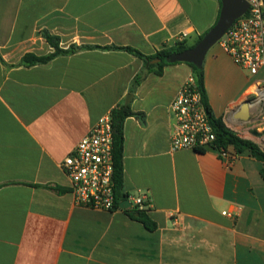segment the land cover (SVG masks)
<instances>
[{"label": "crops", "instance_id": "0c3cea01", "mask_svg": "<svg viewBox=\"0 0 264 264\" xmlns=\"http://www.w3.org/2000/svg\"><path fill=\"white\" fill-rule=\"evenodd\" d=\"M221 8V0H0V264H264V163L249 152L226 164L212 150H171L169 107L195 74L188 63L159 76L128 51L84 48L21 64L27 53L54 51L44 32L63 49L153 55L184 38L194 44ZM202 68L213 117L264 149V69L249 75L219 44ZM123 105L144 115L124 124V192L149 194L154 230L123 208L77 206L61 167Z\"/></svg>", "mask_w": 264, "mask_h": 264}, {"label": "built area", "instance_id": "2783aa9c", "mask_svg": "<svg viewBox=\"0 0 264 264\" xmlns=\"http://www.w3.org/2000/svg\"><path fill=\"white\" fill-rule=\"evenodd\" d=\"M246 1L249 4L247 12L233 23L217 44L240 69L254 76L264 69V0ZM169 110L175 120L170 141L172 151L212 150L226 164L232 163L236 154L232 148L212 149L217 136L195 74L181 86ZM113 133L110 113L95 123L61 163L70 179L77 206L115 210ZM262 144L264 147V135ZM125 200L129 201L130 207L143 210L151 207L147 192L129 194ZM223 214L228 215V212Z\"/></svg>", "mask_w": 264, "mask_h": 264}, {"label": "trees", "instance_id": "16d2710c", "mask_svg": "<svg viewBox=\"0 0 264 264\" xmlns=\"http://www.w3.org/2000/svg\"><path fill=\"white\" fill-rule=\"evenodd\" d=\"M44 38L50 47L53 48V52L47 55H37L35 53H27L23 56L21 64L24 67H32L36 65H44L51 62L53 59L60 55H68L77 52L78 50L84 48H100V49H120L125 50L133 55L139 57L144 61L146 68L150 71H153L157 75H162L163 70L166 66L176 63H171L167 60L169 56L175 53L183 52L187 49L193 48L203 37L200 36L196 43L189 44L186 39H182L176 42L173 47L165 48L163 50L157 51L153 55H145L139 52L136 49L131 47H116V46H76L72 45L68 49H63L60 46V38L51 35L48 32H44ZM155 59H160L159 63L153 64L152 61ZM197 77L198 85L200 87L204 104L206 105L211 123L214 127L215 134L217 136V140L215 142V146L212 148L213 150H218L217 147L222 149L232 148L236 154H241L244 152H249L250 155L257 160L264 163V149H262L259 145L254 143L251 140L242 138L238 133L228 128L221 119H216L213 117L211 113V109L209 107L207 96L204 88V73L203 68H199L194 64H189ZM142 80V75L139 74L135 78V84L139 85ZM131 116L141 117L144 115L142 113H135L131 110L129 106L125 107L120 106L114 109L111 112L112 124H113V140H114V185H115V197H116V209H121L120 204L128 197V193L124 192V167H123V151H124V124L127 118ZM205 149H201L198 152H204ZM129 211L131 216L144 224L146 228L149 230L156 229V224L151 220L148 215V210L139 209L138 207H130L126 209Z\"/></svg>", "mask_w": 264, "mask_h": 264}, {"label": "water", "instance_id": "95a60500", "mask_svg": "<svg viewBox=\"0 0 264 264\" xmlns=\"http://www.w3.org/2000/svg\"><path fill=\"white\" fill-rule=\"evenodd\" d=\"M221 2L222 8L220 17L208 33H206L193 48L172 54L167 58L168 61L171 63L194 64L199 68L202 67L203 61L209 50L219 42L223 35L231 28L233 23L243 16L249 8V4L246 0H221ZM153 62L159 63L160 59H155ZM248 109L249 101L243 105L242 112L246 114ZM120 207L123 209L129 208V201L125 200L121 202Z\"/></svg>", "mask_w": 264, "mask_h": 264}, {"label": "rangeland", "instance_id": "374dc122", "mask_svg": "<svg viewBox=\"0 0 264 264\" xmlns=\"http://www.w3.org/2000/svg\"><path fill=\"white\" fill-rule=\"evenodd\" d=\"M252 91V90H251Z\"/></svg>", "mask_w": 264, "mask_h": 264}]
</instances>
